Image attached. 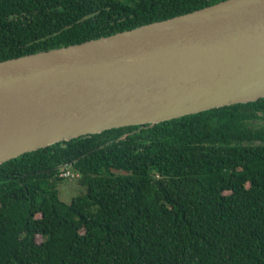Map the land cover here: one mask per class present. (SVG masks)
<instances>
[{
  "label": "trees",
  "instance_id": "1",
  "mask_svg": "<svg viewBox=\"0 0 264 264\" xmlns=\"http://www.w3.org/2000/svg\"><path fill=\"white\" fill-rule=\"evenodd\" d=\"M219 1L0 0V61ZM0 264H264V97L0 163Z\"/></svg>",
  "mask_w": 264,
  "mask_h": 264
},
{
  "label": "water",
  "instance_id": "2",
  "mask_svg": "<svg viewBox=\"0 0 264 264\" xmlns=\"http://www.w3.org/2000/svg\"><path fill=\"white\" fill-rule=\"evenodd\" d=\"M264 97V0H222L0 61V163Z\"/></svg>",
  "mask_w": 264,
  "mask_h": 264
},
{
  "label": "rangeland",
  "instance_id": "3",
  "mask_svg": "<svg viewBox=\"0 0 264 264\" xmlns=\"http://www.w3.org/2000/svg\"><path fill=\"white\" fill-rule=\"evenodd\" d=\"M76 176L77 175L74 174L73 176H66L67 179L58 184L59 198L66 203H69L73 196L81 194L85 191V188L77 183ZM35 239L39 242L42 237L40 235H36Z\"/></svg>",
  "mask_w": 264,
  "mask_h": 264
},
{
  "label": "built area",
  "instance_id": "4",
  "mask_svg": "<svg viewBox=\"0 0 264 264\" xmlns=\"http://www.w3.org/2000/svg\"><path fill=\"white\" fill-rule=\"evenodd\" d=\"M70 175L73 176V174L71 173V171L68 168H63V170L60 173V176H63V177L70 176Z\"/></svg>",
  "mask_w": 264,
  "mask_h": 264
}]
</instances>
